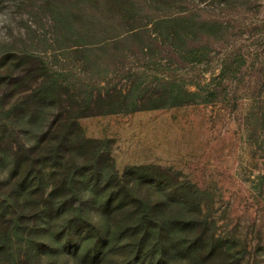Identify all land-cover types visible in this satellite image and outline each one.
Instances as JSON below:
<instances>
[{
    "label": "rangeland",
    "instance_id": "obj_1",
    "mask_svg": "<svg viewBox=\"0 0 264 264\" xmlns=\"http://www.w3.org/2000/svg\"><path fill=\"white\" fill-rule=\"evenodd\" d=\"M117 177L194 185L217 263L264 264V0H0V264H134ZM92 192L101 233L53 244Z\"/></svg>",
    "mask_w": 264,
    "mask_h": 264
},
{
    "label": "trees",
    "instance_id": "obj_2",
    "mask_svg": "<svg viewBox=\"0 0 264 264\" xmlns=\"http://www.w3.org/2000/svg\"><path fill=\"white\" fill-rule=\"evenodd\" d=\"M144 169L146 168H132L130 172ZM149 180L151 187L158 189L156 192L141 193L138 184L130 185L129 182L125 184L123 179L117 177V188L122 190L109 196L105 195L106 202L115 213L126 206L134 205L133 209L127 211L129 215L127 221L118 228L119 231L123 230L120 239L125 238L135 244L137 252L134 264L141 260H144V264H226L222 260L220 263L217 262L223 256L236 257L240 254L241 251H236L241 243L240 240L232 238L231 235L216 236L214 223L212 224L204 215V204L200 201L201 194L198 189L194 188V185L177 180L173 186L160 189L158 187L168 186L163 178L149 177ZM153 180L159 183L154 185ZM103 184V187L108 186L107 182ZM72 196L61 199L59 202L61 206L56 209L61 211L67 202H76V198L80 199L79 193H73ZM99 196L101 195L96 192L86 194L82 199L84 204L82 207L75 208L74 206L73 209L64 213L61 232L51 236L55 240L53 244L65 237L84 239L87 234L84 236L83 233H88V231L101 233L103 227L93 224L88 216V211H94V207L98 205ZM91 205L92 209L89 207ZM45 208V205L42 206L36 213H38L39 220L43 221L38 230H44L46 233L51 227V222L49 223L50 215L44 212ZM100 213H98L102 217L100 220L103 221L104 213ZM80 215L81 218L76 219ZM93 217L96 218V215ZM111 229L112 227H108L105 230V239H110ZM46 237L45 235L44 238ZM50 241L42 239V244L52 254L60 250L71 252L75 249L76 253L82 250V246L78 247L71 242L63 243L56 248ZM92 252V250H87L85 255H91Z\"/></svg>",
    "mask_w": 264,
    "mask_h": 264
}]
</instances>
